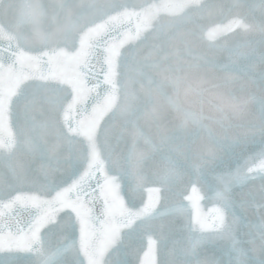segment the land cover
Instances as JSON below:
<instances>
[{
  "label": "clouds",
  "instance_id": "obj_1",
  "mask_svg": "<svg viewBox=\"0 0 264 264\" xmlns=\"http://www.w3.org/2000/svg\"><path fill=\"white\" fill-rule=\"evenodd\" d=\"M36 7L35 29L62 33L56 46L69 51L85 38L90 49L99 44L115 54L117 76L78 124H66L64 112L75 105L74 93L39 83L57 77L18 75L9 94L0 96V108L7 103L15 117L13 146L0 151V159L23 164L19 171L0 172V186L12 190L27 183L37 192L70 193L102 168L121 182L139 177L145 186L158 185L160 200L150 215L128 211L111 217L117 227L105 232L82 222L74 211L77 202L61 206L52 197L45 201L49 211L33 226L31 247H0V264H129L127 237L160 217L174 228L167 264H264V237L251 252L237 238L241 214L257 203L264 208V0L243 6V34L212 52L197 47L194 33L178 46L179 21L155 16L152 5L119 35L99 33L100 22L129 16L127 8L135 6L115 4L98 13L65 0ZM2 23L12 31L14 18L6 15ZM14 38L35 53L30 59L36 63L53 50L36 39L33 27ZM241 48L247 51L238 54ZM161 126L172 143L183 145L180 152L165 153L176 170L166 179L157 169ZM39 127L47 137L39 135ZM193 186L217 210L210 228L191 220ZM250 192L258 193V202L238 199Z\"/></svg>",
  "mask_w": 264,
  "mask_h": 264
},
{
  "label": "water",
  "instance_id": "obj_2",
  "mask_svg": "<svg viewBox=\"0 0 264 264\" xmlns=\"http://www.w3.org/2000/svg\"><path fill=\"white\" fill-rule=\"evenodd\" d=\"M61 4L65 0H0V96H7L11 84L21 73L43 74L44 77L58 79H41L39 83L67 87L76 97L74 106L64 112L66 124H78L81 117L87 114L98 95L117 76L114 53H106L95 44L89 48L88 39L77 46V50L57 47V42L63 39V34L54 31L35 29L34 20L38 15L39 3ZM71 3L82 5L90 12H103L111 5L127 4L135 7L127 8L131 13L119 20L105 17L100 22L99 33L112 32L119 35L121 27L138 23L136 17L144 9L152 5L155 16L167 15L169 19L178 20L175 29V39L178 46L187 42L189 34L196 35V45L204 52L219 51L225 42L236 33L243 34L245 29L243 7L249 0H70ZM14 18L12 31L4 28L5 16ZM26 27H33L36 39L43 41L48 48L53 49L39 63L30 57L34 52L25 51L14 38ZM94 33V36H99ZM95 51L103 54L96 56ZM239 53L246 52L241 48ZM12 108L5 103L0 108V151L11 149L14 143L13 127L15 117ZM42 123V122H41ZM42 137H47L43 127L38 128ZM168 128L161 126L158 130V143L161 156L157 161V169L162 178L175 175V166L165 153L170 150L180 152L183 145L172 143ZM48 149L54 150V144ZM22 160L4 161L0 159V172L9 169L19 171ZM158 185L145 186L139 177L123 182L109 175L102 168L93 169L83 182L73 188L70 193L37 192L27 183H19L12 190L0 186V247L30 248L33 226L39 217H43L49 209L45 201L56 197L63 206L65 202H77L74 211L82 222L92 228L111 231L117 225L110 222L111 217H120L123 212H140L150 215L160 200ZM69 196L71 201H69ZM238 199L259 201L256 192L243 193ZM188 211L193 223L210 228L217 220L216 209L205 200L200 191L193 186L188 196ZM244 224L237 231V238L243 243L245 250H258L264 237V227L260 225V217L264 216V208H250L241 214ZM139 223V220L135 221ZM128 231L126 226L120 225ZM174 228L164 217L157 218L150 225L131 232L127 237L126 252L129 264H167L165 254L170 250V241Z\"/></svg>",
  "mask_w": 264,
  "mask_h": 264
}]
</instances>
